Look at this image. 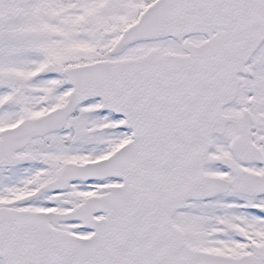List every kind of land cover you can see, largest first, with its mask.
<instances>
[{
    "label": "snow or ice",
    "instance_id": "6c2138e0",
    "mask_svg": "<svg viewBox=\"0 0 264 264\" xmlns=\"http://www.w3.org/2000/svg\"><path fill=\"white\" fill-rule=\"evenodd\" d=\"M0 264H264V0H0Z\"/></svg>",
    "mask_w": 264,
    "mask_h": 264
}]
</instances>
